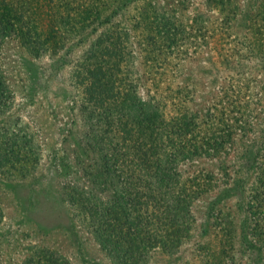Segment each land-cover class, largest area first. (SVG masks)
<instances>
[{"label":"rangeland","instance_id":"obj_1","mask_svg":"<svg viewBox=\"0 0 264 264\" xmlns=\"http://www.w3.org/2000/svg\"><path fill=\"white\" fill-rule=\"evenodd\" d=\"M15 3L55 47L0 39V264H264V0ZM107 186L167 229L126 254Z\"/></svg>","mask_w":264,"mask_h":264},{"label":"trees","instance_id":"obj_2","mask_svg":"<svg viewBox=\"0 0 264 264\" xmlns=\"http://www.w3.org/2000/svg\"><path fill=\"white\" fill-rule=\"evenodd\" d=\"M1 5H4V11L0 10V39L5 38L10 40L15 38L16 42L20 43L22 46L26 47L32 52H40L41 50H49L53 52L55 47L54 44V36H53V28L50 26V22H48L47 26L43 27L42 30L36 31L34 27L29 26L27 22V14L15 3V0H5ZM45 16L48 18L51 16V12H46ZM41 34V37H40ZM64 45V44H63ZM58 46V44L56 45ZM90 70H87L86 73H90ZM80 82L82 86H86V95L90 100L99 102L104 98L101 95V85L103 84L102 76L97 73H92L88 77L81 76ZM87 99V98H86ZM3 104L0 107V110L4 107ZM179 124V123H178ZM178 125V129H180ZM13 157H19L18 153L12 151ZM106 161V159H103ZM109 160V159H108ZM83 168V166H82ZM85 167L83 168V170ZM86 171V169H85ZM88 174V172H87ZM111 190L109 186L106 188H90V192L93 194L96 202L103 204V216L105 217V229L103 233H111L113 239H115L116 245H124V249H126L125 253L128 255H133L135 250L139 248V245L143 242H147L148 245L153 242L155 239V235H147L144 236L142 234L137 233H157L164 231L167 229L168 223L165 219H163V213L160 211V206L154 205L156 202L152 201L149 203L150 208L145 210V214L137 213L132 217L131 220L128 218L122 217V213L120 211V205L118 204L115 195L108 200L102 201L100 199V193L107 192ZM98 192V193H97ZM39 193L44 195L45 191L40 190ZM97 193V194H96ZM138 193L140 195H138ZM126 203L129 205L128 209L131 208V205L148 204L147 202H139V198L142 197V193L137 190V194L135 196H131L130 192H126ZM128 201V202H127ZM51 207V206H49ZM50 214H53V211H56L55 206H52ZM148 208V207H147ZM130 216V215H129ZM52 217V216H51ZM48 226L51 227L53 225V220L48 219ZM159 221V223H156ZM154 229L153 231H151ZM147 245V246H148ZM124 253V255H126Z\"/></svg>","mask_w":264,"mask_h":264}]
</instances>
